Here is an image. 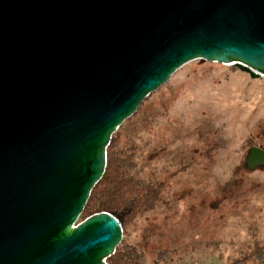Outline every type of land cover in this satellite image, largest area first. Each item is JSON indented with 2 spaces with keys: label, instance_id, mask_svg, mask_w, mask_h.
Masks as SVG:
<instances>
[{
  "label": "water",
  "instance_id": "obj_1",
  "mask_svg": "<svg viewBox=\"0 0 264 264\" xmlns=\"http://www.w3.org/2000/svg\"><path fill=\"white\" fill-rule=\"evenodd\" d=\"M194 61L263 77L264 0H0V264H107L121 225L78 220L112 136Z\"/></svg>",
  "mask_w": 264,
  "mask_h": 264
},
{
  "label": "rangeland",
  "instance_id": "obj_2",
  "mask_svg": "<svg viewBox=\"0 0 264 264\" xmlns=\"http://www.w3.org/2000/svg\"><path fill=\"white\" fill-rule=\"evenodd\" d=\"M119 132L118 147L136 148L139 177L160 186L154 210L124 228L137 264H257L264 166L245 160L251 146L264 151V77L188 63Z\"/></svg>",
  "mask_w": 264,
  "mask_h": 264
},
{
  "label": "trees",
  "instance_id": "obj_3",
  "mask_svg": "<svg viewBox=\"0 0 264 264\" xmlns=\"http://www.w3.org/2000/svg\"><path fill=\"white\" fill-rule=\"evenodd\" d=\"M122 126L112 136L107 148L105 172L93 188L79 219L82 221L93 214L105 212L119 222L124 233L126 223L134 222L142 215L154 210L160 199V186L157 187V184L153 183L150 177H139V172L135 170L137 158L135 147H118L117 141ZM140 257L141 251L136 245H129L122 240L115 253L106 260V263L137 264ZM257 264H264V252H262Z\"/></svg>",
  "mask_w": 264,
  "mask_h": 264
}]
</instances>
